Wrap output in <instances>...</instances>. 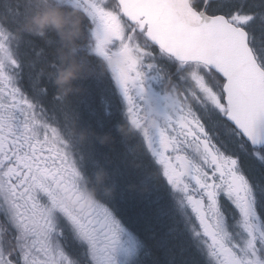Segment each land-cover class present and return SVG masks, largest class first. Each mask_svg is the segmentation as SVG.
Listing matches in <instances>:
<instances>
[{"label":"snow or ice","instance_id":"snow-or-ice-1","mask_svg":"<svg viewBox=\"0 0 264 264\" xmlns=\"http://www.w3.org/2000/svg\"><path fill=\"white\" fill-rule=\"evenodd\" d=\"M34 6L14 0L0 15V264H177L178 241L192 256L179 264H264V0H59L83 18L87 108L104 116L81 126L122 118L142 149L141 190L91 207L97 142L85 153L59 122L58 38L18 32ZM25 37L53 52L46 77ZM130 51L129 69L106 66ZM168 79L187 107L163 106L167 122L149 133L144 113L166 105ZM67 189L82 207L60 200Z\"/></svg>","mask_w":264,"mask_h":264},{"label":"clouds","instance_id":"clouds-1","mask_svg":"<svg viewBox=\"0 0 264 264\" xmlns=\"http://www.w3.org/2000/svg\"><path fill=\"white\" fill-rule=\"evenodd\" d=\"M32 3L35 6L29 9L19 21L18 32L42 36L49 32L55 33L58 38L56 56L59 63L52 82L58 94L65 99L73 95H83L86 89L79 82L96 75L86 59L79 55L80 42L84 39L83 18L78 11L70 12L58 6L59 0H32ZM136 55L135 51L114 55L106 62V66L127 70L131 67V59ZM163 94L168 98L166 105L160 100H153L144 113L143 127L149 133L167 122V117L162 111L163 106H166L171 113L187 107L183 90L174 80H166ZM117 131L122 137L127 138L136 134L137 126L120 124ZM69 136L80 145L88 144L91 138H95V141L100 144H108L113 140L110 133H99L82 127L79 120L73 122L69 129ZM109 180L110 175L104 168L98 169L94 177L89 180V186L84 192L89 207L99 202L101 193L109 197L115 196L116 185L109 183ZM60 200L69 207H82L72 189L63 191L60 194Z\"/></svg>","mask_w":264,"mask_h":264},{"label":"trees","instance_id":"trees-1","mask_svg":"<svg viewBox=\"0 0 264 264\" xmlns=\"http://www.w3.org/2000/svg\"><path fill=\"white\" fill-rule=\"evenodd\" d=\"M8 1L9 2H7L5 4L6 8L8 6L9 7L14 6V0H8ZM17 1H19V0H15V2H17ZM3 3H4V1H3ZM0 4L3 5L2 3H0ZM3 9H4V7H3ZM38 41L39 40H37L35 42L37 43ZM38 43H39V46L41 47L40 49L43 50L42 53H40V51H38V46L32 45L33 50L30 51V54L32 56L31 57L32 61H34L37 56L39 58L44 56V58H45V59L41 58L40 59L41 62H39V63H41L42 65H46V66L42 70L40 69L41 71L38 74H37V71L35 72V74H37V76L39 77L40 75L45 76L46 72H48V73L50 72L49 65H50L51 61L53 60V52L50 49H46L44 42H42L41 40ZM36 53L38 55H36ZM41 72H43L44 74H40ZM44 83L49 87V90H50L49 91V97L46 101V105L51 106L54 103L51 99V94L55 90L52 89L51 85L47 84L46 79L44 80ZM89 85H90V81H84V88H89ZM87 102H88V96H87V93H84L83 95H73L71 97H68L67 99H65V102L63 104L56 105V107L58 109L59 122L62 125L66 124L69 127H71L74 121L79 120L80 123L81 122L82 123L91 122L93 124V126H95L97 118L104 119L103 112L101 111L98 114L97 118L90 117L89 111L87 108ZM116 123L123 124V121L121 119H119L118 121L113 120L107 128H105V129L97 128L96 130L98 132H102V133H105V132L107 133L110 131V133L114 139L117 136H121L120 133H117L115 131V129L112 127V125H114ZM125 140H126L124 142L125 145L127 147H129V149L132 152H135V154H133L132 158H131V160H133L132 164H130V163L129 164L128 163L123 164L121 160H118V157H116V156L114 157L112 155L114 153V150H112L111 148L114 147V143H116V142L111 141L112 147H110L111 142L108 144H100L97 142L95 144V150L97 151L101 162L105 161V160L108 161L109 169H106V170L108 172L110 170H112L109 173L110 177L112 178L111 180H109V183H114L116 185V188L120 189L119 193H121V191L127 190L126 185L128 183L136 184L137 181L139 182L143 178L141 176L144 174V172H142V171L140 173L138 172V173L134 174V171H133V170H137V169L139 170L140 169V167L135 169L136 164L142 165V161L137 158L140 151H138V142H137L136 138L134 136H130V137H127ZM122 142H120V143H122ZM104 146H106V149H103ZM117 146L120 147L121 144L117 143ZM80 148L85 152V150L89 149V143L85 144V145H80ZM120 148L123 150L124 147H120ZM134 150L138 151L139 153L134 151ZM109 156H111V157L109 158ZM143 163H146V160L143 161ZM102 168H104L103 165H102ZM136 188L139 189V191L141 190L139 188V183L136 185L135 189H133L134 192H136ZM133 190H130V191L132 192ZM119 193H116L115 196L119 195Z\"/></svg>","mask_w":264,"mask_h":264},{"label":"rangeland","instance_id":"rangeland-1","mask_svg":"<svg viewBox=\"0 0 264 264\" xmlns=\"http://www.w3.org/2000/svg\"><path fill=\"white\" fill-rule=\"evenodd\" d=\"M4 1V5L7 3V2H9L8 0H3ZM17 2H19V1H17ZM7 8H9V6L7 7ZM39 42V41H38ZM36 43L37 44V46H39V43ZM26 43V44H25ZM30 44V42H29V40L27 39V37H25V41H24V43H23V45H24V47H25V51H26V53H30V51L31 50H33L32 49V44H31V47H29L28 45ZM40 48L41 47H38V50H40ZM25 53V54H26ZM41 53V52H40ZM36 55H38L37 53H36ZM42 55V54H41ZM42 59H45L44 58V56L43 57H41ZM41 58H39L38 56L36 57V59L34 60V61H32L33 63H34V65H35V63H39V62H41ZM43 69V68H42ZM41 71V70H40ZM40 74H44L43 72H41ZM48 74V72H46L45 73V77H46V75ZM126 138H122L121 136H117L116 138H114L113 140H112V142H116V143H114V147L113 148H111L112 150H114V153L112 154L114 157L116 156V157H118V160H121L122 161V163L123 164H125V163H130V164H132L133 163V160H131V158H132V155L133 154H135V152H132L130 149H129V147H127L126 145H125V140ZM123 141V142H122ZM112 142H111V146L110 147H112ZM120 142H122V143H120ZM117 143H119V144H121V146L120 147H124L123 148V150L120 148V147H118L117 146ZM124 144V145H123ZM103 149H106V146H104V148ZM88 150H85V153L87 152ZM134 151H136V150H134ZM136 152H138V151H136ZM139 153V152H138ZM135 156V155H134ZM111 156H109V158H110ZM102 163V165H103V167L105 168V169H109V166H108V161L107 160H105V161H102L101 162ZM113 163V162H112ZM134 165V164H133ZM137 165H139V166H137ZM135 166V165H134ZM140 167V169L138 170L137 168H139ZM135 169H137V170H133L134 171V174L135 173H140L141 171L142 172H144V168L142 167V165L141 164H136V166H135ZM112 170H110L108 173H110ZM116 173V172H115ZM144 175H145V172H144V174L141 176V177H144ZM143 179V178H142ZM139 182L137 181L136 182V184H132V183H128L127 185H126V188H127V190H124V191H127V192H130L131 193V191L130 190H133V189H135V187H136V185L138 184ZM134 187V188H133ZM136 191H139V189H137L136 188ZM116 192L117 193H119L120 192V189H117L116 188ZM132 192H134V190L132 191ZM120 194V193H119ZM176 244H177V246H176V249H175V255H176V259H177V264H179V262L181 261V260H187V259H191L192 258V256H191V254L189 253V252H184V253H181V243L178 241V242H176Z\"/></svg>","mask_w":264,"mask_h":264},{"label":"bare ground","instance_id":"bare-ground-1","mask_svg":"<svg viewBox=\"0 0 264 264\" xmlns=\"http://www.w3.org/2000/svg\"><path fill=\"white\" fill-rule=\"evenodd\" d=\"M26 44V43H25Z\"/></svg>","mask_w":264,"mask_h":264}]
</instances>
